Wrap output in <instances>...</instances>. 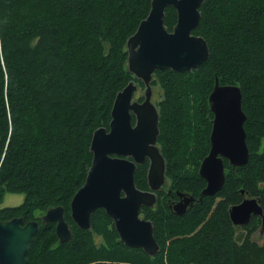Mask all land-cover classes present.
I'll return each mask as SVG.
<instances>
[{"label": "trees", "instance_id": "obj_1", "mask_svg": "<svg viewBox=\"0 0 264 264\" xmlns=\"http://www.w3.org/2000/svg\"><path fill=\"white\" fill-rule=\"evenodd\" d=\"M151 0H0V220L35 219L60 206L72 232L60 243L55 223L35 234L27 264H264V243L254 239L261 220L233 226L231 205L240 190L259 200L264 215V0H204L192 33L209 47L197 70L156 71L160 90V152L173 190L198 198L205 186L199 165L209 150L213 115L208 96L215 77L241 89L248 162L225 160V184L185 215L162 204L143 207L159 246L153 256L126 247L103 209L83 230L70 217V201L91 164L93 132L108 129L114 99L130 81L127 39L150 10ZM176 10L165 11L171 31ZM141 100L142 97L140 96ZM148 162L135 185L146 190ZM7 193L20 205L2 207Z\"/></svg>", "mask_w": 264, "mask_h": 264}, {"label": "water", "instance_id": "obj_2", "mask_svg": "<svg viewBox=\"0 0 264 264\" xmlns=\"http://www.w3.org/2000/svg\"><path fill=\"white\" fill-rule=\"evenodd\" d=\"M204 0H151L150 10L136 31L127 39L128 70L144 86L141 102L133 99L137 90L130 81L114 99L108 129L100 127L91 137L92 159L83 185L70 201V217L83 230L91 229V217L103 209L114 224L119 240L129 248H138L153 256L159 246L153 235L152 222L141 216L143 207H152L164 183L166 164L156 146L159 114L151 102L152 79L156 71L186 73L197 70L209 58L205 39L192 32L198 28L200 7ZM176 10L177 20L171 31L164 26L167 7ZM213 115L210 147L202 159L198 174L205 181L199 197L179 193L178 215L186 207L201 203L203 197L217 194L225 184L224 160L233 168L244 166L249 159L242 110L241 89L220 85L218 78L208 96ZM134 116L135 120H132ZM148 162L147 190L136 187L134 173L138 165ZM244 191L241 190V193ZM259 200L250 197L228 210L233 226H244L252 217H260L264 232V215ZM40 221L24 222L22 217L0 220V264H27V255L40 223H55L60 243L71 240L72 232L64 210L49 208Z\"/></svg>", "mask_w": 264, "mask_h": 264}, {"label": "flooded vegetation", "instance_id": "obj_3", "mask_svg": "<svg viewBox=\"0 0 264 264\" xmlns=\"http://www.w3.org/2000/svg\"><path fill=\"white\" fill-rule=\"evenodd\" d=\"M142 97V99H143V96H141ZM153 97V89H152V95H151V98ZM142 99L140 100L139 98H137V100L139 101V102H141L142 101ZM159 101V100H158ZM158 101H156L155 103V105H156V107H157V102ZM132 120L134 121L135 120V118H134V116H132ZM211 132V131H210ZM159 137V136H158ZM158 137H157V141H156V146L159 148V151H160V145H159V143H158ZM209 139H210V136H209ZM209 147H210V140H209ZM225 161V160H224ZM228 162V161H227ZM171 183H169L168 182V180H166V178L164 177V183H163V185H162V187L157 191V192H155V197H156V201H155V203H154V205L152 206V207H147V208H149V209H152V210H156V207L158 206V205H160V204H162L163 206H165V208H166V210H168V211H170L173 215H176V216H180V215H178L177 213H176V208H178L179 209V207H178V205H179V202H182L183 203V199L181 198V196L179 195V193H183V194H186V195H188L187 193L188 192H180V191H178V190H173L171 187ZM148 189V188H147ZM146 189V190H147ZM240 196H241V200L238 202V203H240L243 199H246V198H250L248 195H246L244 192L243 193H241V190H240ZM238 203H236V204H238ZM196 203H194V205H195ZM193 205V206H194ZM233 205H235V204H233ZM193 206L191 207V208H189V205L186 207V213L189 211V210H191L192 208H193ZM232 206V205H231ZM230 206V207H231ZM185 213V214H186ZM185 214H183V215H185ZM41 215V214H40ZM182 216V215H181ZM254 217H256V216H254ZM253 218V217H252ZM251 218V219H252ZM257 218H259V219H261L260 217H257ZM34 220H38L39 222H41L40 221V216H36L35 217V219ZM251 221V220H250ZM247 225V224H246ZM240 227V226H239ZM260 229H262V227H260ZM259 231V230H258ZM260 233H261V230H260Z\"/></svg>", "mask_w": 264, "mask_h": 264}, {"label": "rangeland", "instance_id": "obj_4", "mask_svg": "<svg viewBox=\"0 0 264 264\" xmlns=\"http://www.w3.org/2000/svg\"><path fill=\"white\" fill-rule=\"evenodd\" d=\"M153 97L151 98V102L153 104H156L155 102L158 101L160 99V90L153 88ZM144 93V89H140L138 88L134 95H133V99L137 100V98H139L140 96H143ZM24 200V196L23 194H19V193H7L4 196L3 202L1 204L2 207H6V206H16V205H20ZM42 215V214H41ZM40 212H36L35 216H41ZM260 230L254 235V239H256L258 242L260 243H264V232L260 233Z\"/></svg>", "mask_w": 264, "mask_h": 264}]
</instances>
